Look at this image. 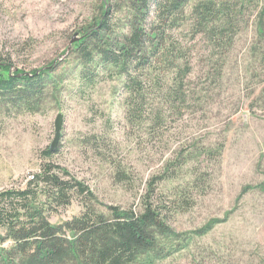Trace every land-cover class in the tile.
I'll return each mask as SVG.
<instances>
[{"label": "rangeland", "instance_id": "1", "mask_svg": "<svg viewBox=\"0 0 264 264\" xmlns=\"http://www.w3.org/2000/svg\"><path fill=\"white\" fill-rule=\"evenodd\" d=\"M208 1L188 0L171 32L187 54L182 72L187 62L191 70L182 78L185 98L170 101L166 91L151 118L133 119L126 75L98 51L124 45L139 27L137 0H0V66L41 78L35 89L20 83L0 95V192L25 189L51 166L87 190L72 193L69 206L48 207L52 226L64 228L85 206L104 220L141 214L150 200L172 215L154 258L137 264H264V0H255L258 9L214 0L240 3L238 34L222 51L194 36ZM154 2L147 30L157 23ZM108 20L110 29H101ZM166 75L180 93L178 71ZM59 115L61 138L47 157Z\"/></svg>", "mask_w": 264, "mask_h": 264}, {"label": "trees", "instance_id": "2", "mask_svg": "<svg viewBox=\"0 0 264 264\" xmlns=\"http://www.w3.org/2000/svg\"><path fill=\"white\" fill-rule=\"evenodd\" d=\"M152 1L137 0L142 12L140 24L132 28L124 45L98 51L104 63L121 68L126 75L125 89L133 119L151 118L157 109L154 103L166 91L169 100L180 99V96L185 98L182 78L191 71L188 62H184L187 70L182 72L187 54L182 53L178 40L171 36L188 0L160 3L156 0L157 23L147 30ZM244 2L258 9L259 1ZM239 6L240 3L220 6L214 0L202 3L196 14L197 21L193 23L194 36L204 35L213 49H230L234 42L232 36L238 34L241 23ZM99 27L109 30V20L103 21ZM78 48L85 59L92 57L83 42ZM169 66L178 71L177 80L181 77L180 93L168 86L167 75L161 76L166 71L171 72ZM9 72V66H0V95L3 96L19 91L20 83L26 84V91L35 89L41 79L36 74L23 76ZM51 153L47 151V157H51ZM72 193L85 195L87 190L76 180H63L51 166L44 167L25 189L0 192V244L8 242L13 245L10 250L1 249L0 264H62L69 259L75 264H137L142 259L150 261L154 258L158 237L172 215L167 206L147 200L143 213L130 211L121 214L116 211L112 220L96 216L85 206L82 216L64 228L52 226L48 221V207L69 206ZM41 197L47 200L45 204L40 202ZM67 235L72 239L68 240Z\"/></svg>", "mask_w": 264, "mask_h": 264}, {"label": "water", "instance_id": "3", "mask_svg": "<svg viewBox=\"0 0 264 264\" xmlns=\"http://www.w3.org/2000/svg\"><path fill=\"white\" fill-rule=\"evenodd\" d=\"M79 40L80 39L77 38V37L74 38L73 41H72V44L78 43ZM25 75L31 76L29 74H24L23 76H25ZM63 124H64V116L63 115H59L57 117V120H56V123H55V126H56V138H55V141H54L53 145L50 148L51 152L55 151V149H56V147H57V145L59 143V140L61 138V131H62V128H63Z\"/></svg>", "mask_w": 264, "mask_h": 264}]
</instances>
